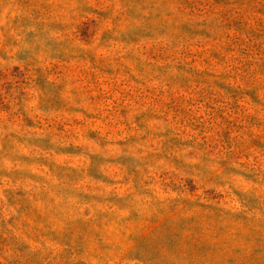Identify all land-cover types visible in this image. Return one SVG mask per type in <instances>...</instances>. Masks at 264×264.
<instances>
[{"label": "clouds", "instance_id": "clouds-1", "mask_svg": "<svg viewBox=\"0 0 264 264\" xmlns=\"http://www.w3.org/2000/svg\"><path fill=\"white\" fill-rule=\"evenodd\" d=\"M224 4L227 7L201 17L178 11L175 3L157 0V9L171 13L174 18L166 29L167 34H156L154 39L142 41L140 45H126L117 44L116 41L124 38L138 39L140 33H129L128 29L133 25L144 28L148 12H144L139 20H122L125 9L121 0H34L33 8L24 12H21L17 0H0V53L7 55L5 59L0 54V69L14 65L23 68L25 62L18 59V54L29 50L34 57L33 63L37 66L48 67L55 63L50 59L49 49L45 48V39L41 38L40 32L43 31L49 39L60 45L61 55L73 64L91 67L86 62L92 59L97 67L104 64L116 67L111 62L119 61L131 76L144 85L138 91H151L154 94L147 99L137 96L135 102L126 100L125 96L115 97V107L109 104L100 107L93 105L92 97L81 86L74 81L66 82L62 99L72 111V116L65 114L66 119L78 118L84 127L67 130L64 138L56 134L57 139L52 141L55 150L48 153L33 150L31 155H43L57 166L74 168V178L57 179L47 173L46 169L40 172L37 168H31L28 170L46 175L47 182L37 184L33 181H21L11 184L7 179L3 180V186H0V219L6 221L15 216L16 220L14 224L7 225L9 231L5 234L10 244L0 255V264H6V258L13 256V240L27 244V254L51 253L49 259L57 257L66 246L53 239L52 232L62 231L66 224L77 219L92 225L100 245V248L90 249L83 257L86 264H129L126 253L140 235L144 224L170 216L173 211L176 215L169 221L171 228L168 231L157 229L152 234L148 248L136 249L139 259L133 264H244L245 258L252 251L251 246L246 243L250 234L227 224L222 229L226 235L217 239L214 234L201 230L197 217L206 212L210 214L215 209L218 224L235 216L245 218L253 231L264 227V154L252 150L246 152L244 157L233 158L232 152L216 147L215 144L212 145L214 152L202 150L199 136L188 132L179 123V119L164 115L165 103L179 92V84L176 82L190 80L199 71L197 66L184 63L181 52L187 51L198 41H204L199 37L196 40L183 38L177 31L181 25L188 30L197 31L199 21L204 19L207 21L206 31L227 36L228 25L224 23L225 20L234 18L241 30L247 32L254 31L256 22L261 19L256 15L257 11L262 10L261 0H224ZM97 9L102 14L92 15ZM34 10L38 11L39 19ZM107 10H112L111 20L104 18ZM17 16L21 19L27 17L30 23L26 26L13 24ZM83 20L95 21L84 29V39L76 30ZM57 24L64 28L63 32L57 29ZM28 33L36 34L31 43L26 39ZM146 44L167 54L168 59L161 64L150 61L142 50V45ZM37 45L40 46L39 52ZM158 67L163 71H157ZM235 69L236 65L231 64L225 71L227 74L238 75L239 79L229 83L239 85L240 80L246 77ZM211 71L215 73L219 70L213 68ZM46 81L49 84L61 82L55 76L46 77ZM34 88L29 79L23 106L31 112L38 111ZM232 91L237 99L245 97L246 101L249 89L240 86L234 87ZM251 91L257 96L258 103L255 105L250 102L238 105L233 103L216 90L212 82L201 85L199 98L204 99L207 95L211 100L215 97L219 101L217 107L226 116L232 115L231 108L238 107L239 118L255 117L257 122L264 123V95L256 90ZM16 92L17 88L14 87L13 98ZM191 103L196 107L190 108V113L210 124L209 116L203 114V105L199 100L193 98ZM119 109L125 110L127 114L119 116ZM82 113L99 116L101 120L108 122L109 127L106 128L95 120H87ZM244 128L247 134L240 133V142L247 141L256 132L247 124ZM9 131L15 129L10 128ZM88 133H95L96 138L87 139ZM4 134V129L0 127V141ZM189 141L190 145L187 143ZM2 147L0 143V149ZM70 147L84 148L86 155L100 156L106 161L131 158L132 162L119 169L108 164L100 165L98 173L112 181L105 183L88 177L86 155L79 157L78 163L57 155L58 151ZM18 150L25 153L29 151L24 145H19ZM4 166L10 171L14 167L22 170L25 167L20 164L12 165L7 161ZM189 185L196 190H190ZM8 187H23L28 193L34 213L43 217L45 222L33 224L26 218L22 220L17 216V209L8 205L5 196L4 189ZM234 189L245 197L254 195L257 204L253 206L242 202L235 195ZM113 198H118L121 205L109 203ZM189 221L194 223L189 224ZM185 225L187 230L180 231ZM202 235L209 238L204 241V247L200 248L198 241ZM76 259L78 257L73 256V260Z\"/></svg>", "mask_w": 264, "mask_h": 264}, {"label": "rangeland", "instance_id": "rangeland-1", "mask_svg": "<svg viewBox=\"0 0 264 264\" xmlns=\"http://www.w3.org/2000/svg\"><path fill=\"white\" fill-rule=\"evenodd\" d=\"M172 2L177 6L178 11L185 12L190 15L206 16L209 12L220 10L227 5L224 0H165V3ZM124 6L125 13L122 20H139L143 17L144 12H148L146 18V26L144 28L133 25L128 29L129 33H140L139 38L120 39L117 44L140 45L142 41H150L155 38L156 34L166 35V29L169 23L173 21L171 13H166L162 9H157V0H121ZM17 4L24 12L32 9L34 0H17ZM261 9L257 11V17L261 18L256 22L254 31H242L239 24L233 19L225 20L228 25L227 36L215 35L206 31L207 21L201 19L199 21V30L191 31L181 25L177 31L185 39L196 40L198 37L204 42L194 43L190 49L181 52V58L188 66L195 65L199 71L188 80H180L179 92L176 97H170L165 103L164 115L171 119H179V123L186 127L188 132L194 136H199L201 140V149L214 152L213 144L216 147H223L232 152L233 158L244 157L248 151L256 150L264 154V123L257 122L255 117L248 119L239 118V108L233 107L230 109L232 115H225L217 104L219 101L213 97L211 100L207 97L199 98L201 85L212 82L214 88L222 92L230 100L239 104L241 102H250L251 105L258 103L257 96L251 90L258 91L264 95V0H261ZM111 11L107 10L104 18L111 20ZM34 14L39 19L38 11L34 10ZM100 9L92 13L94 16L101 15ZM30 21L27 17L21 19L17 16L13 20V24L27 25ZM95 21L83 20L77 26V32L84 39V29L94 24ZM57 29L61 32L64 28L57 24ZM34 33H28L26 39L31 43L35 39ZM41 38L45 39V48L49 49V56L55 63L48 67H39L33 63L34 57L32 52L25 51L18 54V59L24 61V67L14 65L11 68L0 69V127L4 129L2 141L3 147L0 149V186H3V180L7 179L11 184H17L21 181H33L37 184L46 181V175L29 171L28 169L37 168L40 172L47 170L56 176L57 179L63 177L69 180L74 178L76 170L55 165L53 162L45 158V156H33L31 152L37 151L40 153H48L55 150L52 141L57 139L56 134H60V138L67 136L69 129H82L83 124L78 118L68 120L67 116H72V111L62 99V93L67 81H74L75 84L81 86L82 90L92 97L93 105L103 107L105 104L115 107V97L125 96L126 100L135 102V97L143 96L151 98L154 94L151 91L141 93L138 89L144 85L136 77L131 76L128 69L119 61L113 60L111 63L116 64V67H111L109 64L96 66L95 61L90 59L86 63L91 67H84L82 64H73L60 53V45L55 40L49 39L47 34L40 32ZM11 42V41H10ZM40 46L37 45V52ZM142 50L152 62L161 64L168 59L167 54L162 53L156 47L146 44L142 45ZM7 59L6 53H0ZM126 59L128 54H125ZM238 57V59H234ZM235 64L238 73H242L246 79L240 80L239 85L230 84L229 81L239 79L238 75L227 74L226 69L229 65ZM216 68L219 71L213 73L211 69ZM157 71H163L162 68H157ZM55 76L61 82L59 84H49L46 77ZM123 77V79H122ZM29 79L34 84V93L36 95V108L38 111L31 112L24 105V97L27 95ZM22 85V86H21ZM243 86L249 89L246 101L245 97L237 99L232 89ZM17 88L15 98H13V88ZM127 94V95H126ZM195 98L203 105V114L209 116L211 123L202 122L191 114L189 109L195 108L196 105L191 103ZM119 116L123 117L127 113L123 109H119ZM41 113H51L52 115H41ZM87 120H95L96 123L104 125L106 128L109 124L106 120H101L99 116L82 113ZM159 118V117H154ZM139 121V118H138ZM247 124L255 129V135L248 138L245 142L239 141L240 133L245 132L244 125ZM15 131H9V129ZM44 133V136L37 135ZM70 138V137H69ZM87 139H95V133H88ZM175 142V141H174ZM189 145L191 142H187ZM19 145H24L28 148L27 153L18 150ZM246 145V147L244 146ZM58 156L66 159L71 158L73 162H79V157L86 155L84 148L72 149L57 152ZM88 161V177L94 180H102L105 183H110L108 178L100 175L97 171L98 167L103 164H108L114 169L127 167L131 163V158L108 159L103 157L86 155ZM5 161L12 165L20 164L25 166L24 169L13 168L11 171L4 166ZM223 166V164H222ZM247 180L248 177H245ZM190 190L195 191L192 185H189ZM66 190V189H62ZM5 196L8 205L17 209V216L22 220L26 218L33 224H43L44 218L38 216L33 211V205L28 198V193L23 187L20 188H5ZM235 195L242 202L248 205L255 206L257 198L254 195L244 196L238 190H235ZM47 196L45 195V199ZM223 198V197H221ZM109 203L117 206L121 205L118 198H113ZM87 214V209L85 210ZM176 212L173 211L170 216L159 220H150L144 224L140 235L133 241V244L128 249L126 257L129 264H133L138 260L136 249L140 247L148 248L151 243L152 234L160 229L168 231L171 228L169 221ZM200 221V228L203 232L214 234L217 239L223 238L226 233L222 231L223 227L231 224L233 228L242 230L250 234L246 243L252 248L250 255L245 258L244 264H264V227L252 230L248 227V223L243 217H231L225 220L222 224H218V217L215 209L210 214L197 217ZM16 217H9L6 221L0 219V255L5 249L9 248V238L5 234L9 230L8 224H14ZM103 220V218H101ZM194 223L189 221V224ZM100 225H97L99 227ZM187 225L180 228V231H186ZM53 239L62 245L66 246L65 250L58 254L57 257L49 259L51 253L42 255L40 252L27 254L28 245L13 240L12 248L14 249L13 256L6 258V264H86L83 257L90 249L100 248L99 242L96 239L95 229L88 222L77 219L70 221L65 225V228L60 232H52ZM209 237L202 235L198 241L200 248L204 247V241ZM103 251V249H100ZM18 253V254H17ZM73 256L78 259L73 260Z\"/></svg>", "mask_w": 264, "mask_h": 264}]
</instances>
